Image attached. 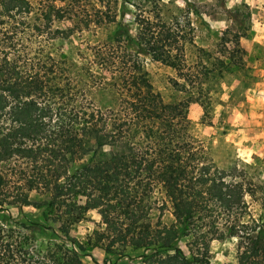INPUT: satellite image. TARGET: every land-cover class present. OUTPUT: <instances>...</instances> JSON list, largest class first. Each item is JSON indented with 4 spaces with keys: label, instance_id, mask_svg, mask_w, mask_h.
<instances>
[{
    "label": "trees",
    "instance_id": "1",
    "mask_svg": "<svg viewBox=\"0 0 264 264\" xmlns=\"http://www.w3.org/2000/svg\"><path fill=\"white\" fill-rule=\"evenodd\" d=\"M162 1L0 0V264H101L97 248L103 264H213L211 244L226 238L239 240L229 264H264L248 188L194 134L189 108L199 99L165 101L145 70L143 56L186 80L192 21L167 19ZM124 2L137 10L134 36L117 22ZM115 24L111 36L62 47ZM244 34L227 29L221 41L238 45ZM229 51L242 67L240 50ZM166 207L171 225L154 214ZM94 210L104 229L75 238Z\"/></svg>",
    "mask_w": 264,
    "mask_h": 264
},
{
    "label": "rangeland",
    "instance_id": "2",
    "mask_svg": "<svg viewBox=\"0 0 264 264\" xmlns=\"http://www.w3.org/2000/svg\"><path fill=\"white\" fill-rule=\"evenodd\" d=\"M162 4L167 19L176 15L184 18L189 13L192 21L194 42L186 47V80H180L174 68L143 56L145 70L165 101L187 98L190 94L199 99L189 108L195 136L211 147L213 158L220 167L234 168L248 188L246 202L251 217L264 225V0H163ZM117 12V22L134 36L137 10L124 2ZM76 22L74 20L73 24ZM63 25L67 27L70 23ZM115 26L109 25L97 34L88 32L80 39L74 36L62 47L67 49L106 38L113 34ZM227 29L245 33L238 45L223 44L221 38ZM230 48L240 50L234 55L240 60L242 54V67L231 63ZM223 52L228 53L223 55ZM220 60L229 63V67L225 68ZM206 68L210 76L204 80ZM96 76L100 78L103 74L99 71ZM177 79L185 84L183 92L173 86ZM27 210L34 221L42 222L40 210ZM154 214L160 216L164 224L171 225L174 221L169 207L163 211L156 209ZM103 229L101 216L94 210L73 228L72 235L83 240ZM50 234L38 229L36 237L45 241ZM238 243L237 238L214 240L211 244L213 264L235 261ZM93 253L103 264L104 251L97 248ZM142 253L138 251L134 256ZM83 261L95 264L90 257H84ZM111 263L148 264L139 257H113Z\"/></svg>",
    "mask_w": 264,
    "mask_h": 264
}]
</instances>
